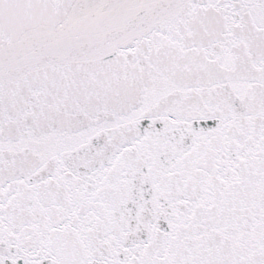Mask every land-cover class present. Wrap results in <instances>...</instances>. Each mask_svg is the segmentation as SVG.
<instances>
[{
    "label": "snow or ice",
    "instance_id": "obj_1",
    "mask_svg": "<svg viewBox=\"0 0 264 264\" xmlns=\"http://www.w3.org/2000/svg\"><path fill=\"white\" fill-rule=\"evenodd\" d=\"M0 264H264V0H0Z\"/></svg>",
    "mask_w": 264,
    "mask_h": 264
}]
</instances>
